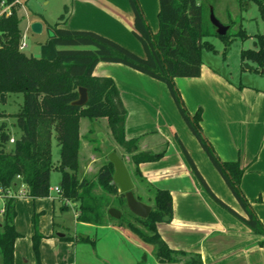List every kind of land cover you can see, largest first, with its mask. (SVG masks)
I'll return each mask as SVG.
<instances>
[{"label": "crops", "instance_id": "0c3cea01", "mask_svg": "<svg viewBox=\"0 0 264 264\" xmlns=\"http://www.w3.org/2000/svg\"><path fill=\"white\" fill-rule=\"evenodd\" d=\"M137 1L152 33H157L158 0ZM32 22H40L43 32L44 24L39 19L29 22L26 30ZM132 22L128 0H69L62 28L95 32L144 57L143 47L131 31ZM52 37L51 30L48 39ZM39 58H54L50 43ZM93 75L114 81L126 110L125 137L138 139L137 153L163 152L160 160L138 166L144 184L132 179L130 155L118 146L112 147L127 163L135 193L138 189L145 199L149 188L170 193L172 220L158 224L157 232L169 249L186 254L176 264H195L190 261L197 259L200 264H264V89L233 83L203 62L199 77L174 80L175 86L180 80V98L190 116L201 111L202 137L218 159L239 162L243 171L239 190L246 207L189 130L164 83L114 63H98ZM10 96H3L2 102L7 103ZM98 123L109 130L106 119ZM93 126L79 132V177L89 181L105 162L103 151L110 145L106 140L101 147L96 144ZM108 135L112 140L110 130ZM76 206L63 202L54 191L47 198H15V228L20 237L14 244V264H36L32 249L34 216L37 231L43 236L39 246L41 264L137 263L135 250H146L137 235L111 222L103 226L78 222ZM249 213L260 224L261 233L247 224ZM65 237L70 239L62 240ZM87 238L94 244L84 241ZM154 263L169 264L159 263L156 258Z\"/></svg>", "mask_w": 264, "mask_h": 264}, {"label": "trees", "instance_id": "16d2710c", "mask_svg": "<svg viewBox=\"0 0 264 264\" xmlns=\"http://www.w3.org/2000/svg\"><path fill=\"white\" fill-rule=\"evenodd\" d=\"M13 1L0 0V6L2 2ZM253 1L258 5L264 20V0ZM128 2L133 14L131 31L142 45L144 57L135 55L95 32L62 28L69 12L66 6L59 21L50 26L53 32L50 44L54 49V58L49 60L26 56L19 50L22 17L18 15V5L12 7L9 17H0V105L3 96L7 94L22 95V105L18 112L12 115L15 119L14 127L20 135L12 144L9 143L11 134L8 126L2 121L6 115L0 110V188L6 192L15 189L16 183H19L29 198L49 197L50 175L54 169L52 140L55 139L59 148V161L55 169L60 175L58 187L62 201L77 205L78 222L103 226L114 219L110 215L108 220L95 219L98 215L104 216L105 212L111 209L109 197L116 198L118 205L126 207L124 194H120L118 188L111 184L114 170L107 157L114 150L106 153L105 162L93 180L81 179L78 161L81 119H106L113 142L130 155L134 165L132 179L136 178L145 184L138 166L160 160L163 152L137 153L138 139H126V110L114 81L108 77L93 75L96 65L104 62L125 65L167 86L189 130L234 196L247 207V201L239 190L243 174L239 162H221L218 159L213 148L202 137L199 126L201 111L198 110L190 116L174 81L178 78L200 76L202 51H214L213 45L206 41L207 38L217 37L228 45L232 37H244V31L240 28L230 34L232 26L227 25L226 35L218 36L209 20V7L202 0H158V31L153 34L138 1ZM255 45L257 51H242L241 56L248 57L262 69L264 35L257 36ZM78 88L87 91L88 100L83 107L71 105L78 98ZM147 192V200L152 202H148L152 208L148 218L140 219L126 208L131 218L122 222L121 214L115 224L129 229L143 242L153 245L155 258L159 263H180L186 254L169 249L157 232L158 224L172 220V197L166 190L149 188ZM100 193L102 195H99ZM133 194L140 202L144 199L134 191ZM1 206L3 213L0 215V264H14V244L20 237L15 228V199L5 196ZM32 224V249L36 264H41L39 246L43 236L37 231L35 216L32 218ZM247 224L255 232H262L260 224L251 213ZM69 239L65 237L62 240ZM84 241L94 244L88 238ZM190 262L201 263L199 259Z\"/></svg>", "mask_w": 264, "mask_h": 264}, {"label": "rangeland", "instance_id": "374dc122", "mask_svg": "<svg viewBox=\"0 0 264 264\" xmlns=\"http://www.w3.org/2000/svg\"><path fill=\"white\" fill-rule=\"evenodd\" d=\"M202 1L207 4L209 9L212 8L215 18L221 24L224 26H232L229 31L230 34L237 32L240 28H242L245 34L244 37H232L229 40L228 45H225V43L217 37L207 38L206 41L213 45L214 51H202V62L204 66L218 72L221 76H226L233 83L242 82L243 84L264 89V68L259 69L255 62L248 59V57L241 56L242 51H257L258 48L255 45L257 36L264 35V20L260 14L258 5L253 0ZM19 2L20 3L17 5L18 15L22 17L20 23L21 36L25 33V43L27 45L22 52L26 56H30L32 54L34 57L39 58L43 53H45V50L50 43V40L48 39L49 36H51L49 26H53L59 21V17L64 14L65 6L69 8V0H19ZM38 19L42 20L44 24L43 32L41 34H33L30 30L25 29L29 22ZM247 67L251 69H247ZM176 84V89H178L180 95V80ZM21 103V94H11L7 103L3 101L0 105V110L6 115L3 120L6 121L8 131L13 139L17 138L16 136L20 135V133L12 125L14 122L12 115L18 112ZM103 120L105 121V119H99L90 122L87 119H81L79 123V132L83 133L84 129H91L94 125L93 127L97 131L94 136L96 144L101 147L105 140L110 143V145L106 146L103 151L106 155L109 150L113 149V146L117 145L109 139V130H107L108 132L105 131L106 129L104 123H98ZM120 151L122 150L120 149ZM51 155L54 169L50 175V186L51 188H54L57 184L58 178H60L59 172L55 169L59 161V148L55 139L52 140ZM136 193H140L138 189L136 190ZM99 195L102 194L100 193ZM108 199L110 200L111 208L117 209L122 214V218L120 219L122 222L131 218L127 214V206L123 207L118 205L116 198L109 197ZM147 199H142V202L150 205L152 202ZM148 202H150V204ZM1 205L2 202L0 201V207ZM108 210L105 212L104 216L98 215L95 219L102 221L105 218L108 220ZM117 220L119 219H112L110 222L117 224ZM98 234L100 233L98 232ZM144 243L146 244L145 251L140 252L135 250L137 254L136 264H155V247L146 242Z\"/></svg>", "mask_w": 264, "mask_h": 264}, {"label": "water", "instance_id": "95a60500", "mask_svg": "<svg viewBox=\"0 0 264 264\" xmlns=\"http://www.w3.org/2000/svg\"><path fill=\"white\" fill-rule=\"evenodd\" d=\"M209 20L211 25L215 28L218 36L226 35L228 26H224L215 18L212 8L209 9ZM29 29L33 34H41L42 24L40 22H32L29 25ZM247 69L251 68L247 67ZM87 100V91L84 88H78V98L73 101L71 105L83 107L86 105ZM107 160L112 164L114 170L111 184L118 188L120 194H124L129 212L140 219H147L152 208L135 198L133 194L134 184L125 163L115 152H111L108 155ZM108 214L114 219H118L121 216V213L114 208L109 209ZM58 236L62 235L59 234Z\"/></svg>", "mask_w": 264, "mask_h": 264}, {"label": "built area", "instance_id": "2783aa9c", "mask_svg": "<svg viewBox=\"0 0 264 264\" xmlns=\"http://www.w3.org/2000/svg\"><path fill=\"white\" fill-rule=\"evenodd\" d=\"M19 0H14L11 3H6L2 2L0 6V17H9L11 15V9L15 5L19 4ZM26 43H25V34L21 36L20 44H19V50L22 51L24 48H26ZM14 142V139L11 138L9 140V143L12 144ZM18 179V177H17ZM54 191L57 195L60 193L59 187H55L54 189L50 188V192ZM9 197V198H17V197H25V189L22 185H19L18 188L15 189H9L6 192L2 188H0V201H3L4 197ZM2 207V206H1ZM0 207V215L3 213V208Z\"/></svg>", "mask_w": 264, "mask_h": 264}]
</instances>
